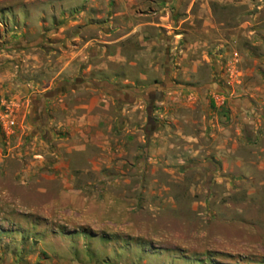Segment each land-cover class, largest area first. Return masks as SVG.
<instances>
[{"label": "rangeland", "instance_id": "rangeland-1", "mask_svg": "<svg viewBox=\"0 0 264 264\" xmlns=\"http://www.w3.org/2000/svg\"><path fill=\"white\" fill-rule=\"evenodd\" d=\"M0 264H264V0H0Z\"/></svg>", "mask_w": 264, "mask_h": 264}, {"label": "built area", "instance_id": "built-area-1", "mask_svg": "<svg viewBox=\"0 0 264 264\" xmlns=\"http://www.w3.org/2000/svg\"><path fill=\"white\" fill-rule=\"evenodd\" d=\"M11 124H12V122H11Z\"/></svg>", "mask_w": 264, "mask_h": 264}]
</instances>
